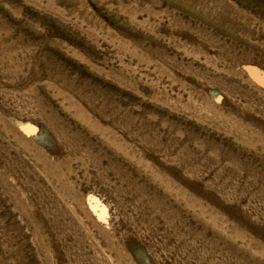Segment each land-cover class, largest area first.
<instances>
[{
    "label": "rangeland",
    "instance_id": "obj_1",
    "mask_svg": "<svg viewBox=\"0 0 264 264\" xmlns=\"http://www.w3.org/2000/svg\"><path fill=\"white\" fill-rule=\"evenodd\" d=\"M0 264H264V0H0Z\"/></svg>",
    "mask_w": 264,
    "mask_h": 264
},
{
    "label": "bare ground",
    "instance_id": "obj_2",
    "mask_svg": "<svg viewBox=\"0 0 264 264\" xmlns=\"http://www.w3.org/2000/svg\"><path fill=\"white\" fill-rule=\"evenodd\" d=\"M170 212V211H169Z\"/></svg>",
    "mask_w": 264,
    "mask_h": 264
}]
</instances>
